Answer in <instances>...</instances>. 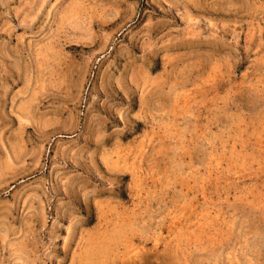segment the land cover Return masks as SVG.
Returning a JSON list of instances; mask_svg holds the SVG:
<instances>
[{"label":"rangeland","instance_id":"374dc122","mask_svg":"<svg viewBox=\"0 0 264 264\" xmlns=\"http://www.w3.org/2000/svg\"><path fill=\"white\" fill-rule=\"evenodd\" d=\"M0 264H264V0H0Z\"/></svg>","mask_w":264,"mask_h":264},{"label":"bare ground","instance_id":"6f19581e","mask_svg":"<svg viewBox=\"0 0 264 264\" xmlns=\"http://www.w3.org/2000/svg\"><path fill=\"white\" fill-rule=\"evenodd\" d=\"M199 223V222H198ZM203 225V224H202ZM201 226V225H200ZM202 231V230H201Z\"/></svg>","mask_w":264,"mask_h":264}]
</instances>
